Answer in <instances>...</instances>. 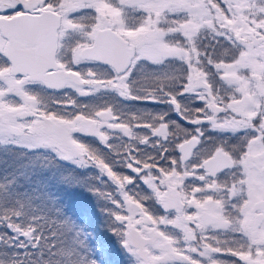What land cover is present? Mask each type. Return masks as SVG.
Masks as SVG:
<instances>
[{"label":"snow or ice","instance_id":"6c2138e0","mask_svg":"<svg viewBox=\"0 0 264 264\" xmlns=\"http://www.w3.org/2000/svg\"><path fill=\"white\" fill-rule=\"evenodd\" d=\"M66 89L168 105L195 127L168 113L76 110L66 92L51 107L45 93ZM205 125L221 139L188 165ZM117 134L130 142L117 153L130 175L86 142L111 151ZM135 141L159 156L139 158ZM0 148L12 158L0 178V245L50 260L81 253V233L55 197L34 205L39 177L64 162L113 186L91 190L133 264H264V0H0ZM135 181L150 195L133 194Z\"/></svg>","mask_w":264,"mask_h":264},{"label":"trees","instance_id":"16d2710c","mask_svg":"<svg viewBox=\"0 0 264 264\" xmlns=\"http://www.w3.org/2000/svg\"><path fill=\"white\" fill-rule=\"evenodd\" d=\"M80 98V97H77ZM76 98V99H77ZM101 102L100 98L91 100ZM79 102H84L80 100ZM12 158L7 156L4 151H0V178L8 168ZM7 161V163H6ZM22 163V161H16ZM55 171L45 172L39 180L42 182L33 189L35 206H41L45 194L55 197L60 205L63 206V212L72 218L77 226L76 231L81 233L80 239L83 240L84 248L81 253L69 259L66 255H58L49 259L48 253L40 255L41 250L8 248L6 245H0V262L2 264H90L91 260L101 258L102 261L111 260L120 263V259L115 253V247L119 243V238L112 234L105 224L106 201L102 195H96L91 189H97L100 193L113 191V186L106 183L103 177L88 168H76L74 165H67ZM118 173L119 169L114 167ZM99 177V179H98ZM36 178H34L35 180ZM80 181L76 183L75 181ZM30 252L31 256L18 255L17 253ZM83 257V259H81Z\"/></svg>","mask_w":264,"mask_h":264},{"label":"flooded vegetation","instance_id":"af4514ba","mask_svg":"<svg viewBox=\"0 0 264 264\" xmlns=\"http://www.w3.org/2000/svg\"><path fill=\"white\" fill-rule=\"evenodd\" d=\"M88 67H91V65H82L81 68L86 70ZM29 90L31 91H37L40 90V87L37 85H29ZM64 92L67 93L68 97H70L72 100H76L75 97L79 96L76 92H74L71 89L63 90L60 93H56L55 95L51 94V91L49 90L48 93H45L49 97L48 103L51 107H56L55 105L51 104V101L54 99H63L64 98ZM84 102H78L76 105L78 108L76 110H81L79 106L86 105L87 108L83 109L85 111H92L96 108H103L106 105H111L118 113L127 116L129 114H135L138 117L144 118V119H150L151 116L157 115V114H163L168 113L166 116V119L169 122H175L176 124L181 125V127L186 128L188 131H193L195 126L187 125L184 121L180 119V117L175 113L172 112L170 107L168 105L164 104H151V103H141V102H134V101H126L117 96L114 92H106L101 91L96 93L93 96H83ZM100 98L101 102H93L91 100ZM181 101L188 106L189 108H195L198 106H201L199 102H193L194 97H181ZM172 130H175V125H172ZM202 130L204 131V136L202 137V144L199 146V148L196 150L197 154L192 157L191 160L187 162L188 165H191L193 163H197L202 155H204V152L210 148H212L215 143L221 139L220 135L214 131H211L207 125L202 127ZM137 135H144L146 134L147 130L143 129H137ZM242 135V133L240 134ZM86 142L90 143L91 146L95 149H98L101 154H103L107 160L117 169H119V172L123 173L124 175H130V170L123 167V161L119 159L117 156V153H122L123 149L126 145H128L130 142L127 140V138L118 137V134L113 137V139L110 141L112 144V150H108L103 147L99 143L98 140H96L93 137H87ZM154 142V140H153ZM134 143L137 148L140 149L139 153L137 154L139 158L146 159L149 156L158 157L160 153V149L156 147H151L149 145H141L138 141L131 142ZM164 146L169 147L170 152L168 155L174 157L178 161L179 165V157L180 154L177 151H172L173 142L169 141ZM204 150V151H202ZM89 170L95 172L94 174H99V172L94 168H88ZM104 178V177H103ZM106 181V177L104 178ZM187 184L192 183H198L193 180H189L186 182ZM130 191L133 194H138L139 196H148L150 195V190L147 189L145 185L141 181H135L133 185L129 186ZM147 203L151 206L153 204L152 200H148ZM151 210V208H150ZM224 239H227V235L223 237Z\"/></svg>","mask_w":264,"mask_h":264},{"label":"rangeland","instance_id":"374dc122","mask_svg":"<svg viewBox=\"0 0 264 264\" xmlns=\"http://www.w3.org/2000/svg\"><path fill=\"white\" fill-rule=\"evenodd\" d=\"M78 95V94H77ZM80 97V98H77ZM76 100L74 99L75 103H78L80 100H84L83 96H77ZM0 151H3L2 148H0ZM116 247H115V253L120 259V263L124 262V264H133L132 257L129 255V253L122 247V243L119 239ZM96 264H117V262L111 261V260H106L102 261L101 258H96Z\"/></svg>","mask_w":264,"mask_h":264}]
</instances>
